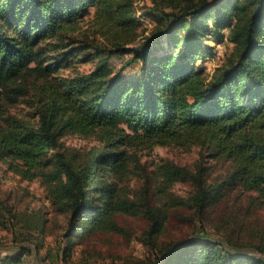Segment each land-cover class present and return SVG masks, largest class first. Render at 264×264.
<instances>
[{"label":"trees","instance_id":"obj_1","mask_svg":"<svg viewBox=\"0 0 264 264\" xmlns=\"http://www.w3.org/2000/svg\"><path fill=\"white\" fill-rule=\"evenodd\" d=\"M91 12L92 29L79 31ZM223 41L231 52L208 76ZM79 63L92 68L69 70ZM68 134L98 145L65 147ZM155 146L198 147L226 172L209 180L201 163L164 161L143 175L140 153ZM0 162L67 215L65 258L96 233L130 235L118 220L133 216L152 251L133 264H264V233L245 246L229 236L226 246L207 235L159 242L175 208L201 222L232 196L249 214L264 208V0H152L141 12L136 0H0ZM179 182L192 187L186 200L172 195ZM22 254L0 264H25Z\"/></svg>","mask_w":264,"mask_h":264},{"label":"rangeland","instance_id":"obj_2","mask_svg":"<svg viewBox=\"0 0 264 264\" xmlns=\"http://www.w3.org/2000/svg\"><path fill=\"white\" fill-rule=\"evenodd\" d=\"M136 1L139 12L152 6V0ZM91 16L92 12L79 24V31L88 33V30L92 29L89 21ZM142 20L145 36L153 25L149 19ZM91 36L103 44L108 42L101 36ZM231 49L232 45L227 41L215 45L213 57L204 62L205 74L211 75ZM110 64L114 70H118L122 63L114 57L110 59ZM91 68V63H79L69 70L86 72ZM67 72L64 71L65 74ZM124 73L131 74L128 68ZM17 110L26 111L27 107L21 105ZM62 144L68 148L88 151L98 145V140L95 136L68 134L63 137ZM164 161L184 166L191 171H195L196 165L201 163L202 166L208 167L209 180L223 176L227 169L223 163L202 158L198 147L182 149L174 146H155L150 151L140 153L142 174L152 176L155 164ZM131 185L137 189L141 185L140 179L134 178ZM191 190L189 183L179 182L173 185L172 195L186 200ZM234 198L232 196L227 202L207 212L208 218L204 222L196 218L190 206L175 208L173 211L176 213L171 216L166 230L159 236L160 245L204 235L221 242L223 246L227 245L225 236H229L226 238H230L238 246L256 242L259 239L256 232L264 233V208L249 214L245 211V198ZM0 215L4 220V224L0 225V259L23 252L21 259L25 264H133L136 260L152 256L150 247L142 242L143 231L147 226L145 219L123 216L118 220L119 225L130 235L125 237L112 232L96 233L82 242L76 241L70 256L65 258L62 251L66 246L63 236L66 233L67 215L58 213L53 208L37 180L28 182L20 179L9 172L2 162ZM241 249L242 252H252L249 249Z\"/></svg>","mask_w":264,"mask_h":264}]
</instances>
